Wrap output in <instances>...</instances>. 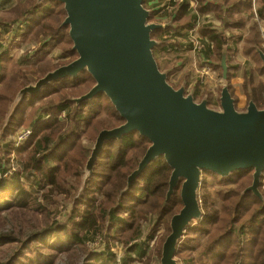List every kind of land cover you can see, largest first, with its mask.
<instances>
[{
  "label": "trees",
  "instance_id": "trees-1",
  "mask_svg": "<svg viewBox=\"0 0 264 264\" xmlns=\"http://www.w3.org/2000/svg\"><path fill=\"white\" fill-rule=\"evenodd\" d=\"M260 1L261 6L258 13L260 20H264V0ZM1 2L4 4L2 0H0ZM48 2L58 5L59 9H51L53 6H45L46 4L37 7L33 2L24 12L27 1L22 0L19 6L14 8V11L22 16L28 13L35 14L45 8L46 17L39 22L31 21L30 29L26 30L25 34L28 31L34 32L33 36L38 37L37 40L44 37V39L49 38V41L63 42L60 39V33L66 30V42L69 46L64 54L69 56L70 60L62 62L60 65L69 64L77 58V54L72 51L68 28L59 29L66 13L62 4L56 1ZM196 2L197 5H193L194 1L191 0H183L180 3L177 0L146 1L148 8H159L153 17L156 22L170 21L177 11L174 21L179 28L177 30L159 31L154 35V38L162 42V46L156 49L155 54L156 52L166 54V56L163 55L168 62L166 69L178 63L182 64L181 62L174 64V61H183L185 64L187 57L184 54L192 51L199 56L200 60H204V64L220 62L224 41L217 28L223 24H226L227 28L230 27L235 30L243 28L245 25L244 10L252 7V0H197ZM262 30L264 29L260 28L258 24L250 26L244 37V45L241 51L245 55L256 58L260 64V73L264 74L261 60L255 50L256 44L260 47L262 45L260 39ZM234 37L237 38L238 36L234 34ZM261 48L264 50L263 47ZM37 74L34 78H30L28 73L26 75L19 71L18 74L6 81L8 84H5L4 89L0 91V124L4 121L19 90L30 81L38 80L44 76L42 70ZM247 74L249 75V72ZM185 79L188 77H181L180 85ZM188 81L190 82L189 79ZM2 82L3 80H0L1 84H3ZM94 84L91 75L83 73L76 79L53 83L40 95L26 97L12 118L6 134L9 131H15V127L23 126L25 127L23 129H33V136L25 143V145H29L27 162L22 161L20 163L23 171L13 173L12 179L9 180L11 183H7L6 179L2 175L0 176V196L3 193L10 195L15 202L6 201L7 205L9 207L18 205L21 208H27L30 202L36 203L40 199L50 205L48 202L53 201L54 197L64 198L65 202L61 203L62 207L66 209L70 207L67 226H63L62 221H60L61 217L56 212L53 220L51 223H47L45 229L29 235L30 241L63 229L65 237L68 238L66 241L69 243L66 245L55 244L61 245L55 246L44 241L49 249L54 251L65 250L63 252H66L72 248H81V252L86 253L88 260H90L94 254V249H90L89 246L94 244L95 248L102 246L103 252L100 253L101 258L97 255L93 256L97 262L92 264H132L133 262L135 264H158L160 263L164 238L154 247H149L148 242L153 237L149 234L146 237L145 235L150 223L155 222V229H151L153 232L159 227L166 225L168 227L171 217L182 208L180 190H177L171 202L165 208L163 207L171 168L164 158H159L151 163L150 167L127 193L121 194L127 185L128 176L138 167L139 159L143 157L150 146V142L146 138L138 133H131L124 136L120 141L108 142L96 163L94 174L88 180L86 188L76 198L75 202L72 201L71 203L72 198L78 195L83 168L90 155L89 149L84 146L83 135H86L85 137L89 140H96L102 130L112 129L124 123L105 95H100L93 101L84 102L80 106L71 102L70 99L80 97L90 91ZM197 92L201 97V85H198ZM254 92L255 96L261 99L264 93L263 83L260 87L254 88ZM102 103L110 107L111 110L108 112L109 115L113 116L115 124L103 126L98 123L95 129L87 134L89 128L94 124L93 120L97 119V114L100 112L97 109ZM212 106H219L217 99L212 102ZM16 134L14 132L13 137ZM15 146V141H2L0 153H10V150H13ZM23 148L24 145L19 147V150ZM2 159L0 158V162ZM0 171L5 176L9 173V168L0 167ZM38 171L40 174L35 173ZM245 173L253 174V171L236 173L229 179H219L218 182L219 184L227 183L225 186L231 182L239 183L238 180L243 179ZM40 176H43V181L39 180ZM19 180L25 182V188L19 184ZM210 183V179H203L201 188V201L205 214L203 221L188 231L190 238L186 239L180 246L178 257L183 264H201L198 258L209 260L222 247L227 251L225 253L226 263L233 260L232 264H264V220L259 227H256L257 223L261 221V217L264 216L262 203L250 193L245 196H242L241 193L238 196L240 190H230L227 191V194L224 192L217 194L223 199L231 200V204L222 211L215 209L214 205L209 203L210 197L207 195L206 188ZM245 183L240 187H244ZM18 184L20 185L19 191L17 190L16 194H12ZM247 187L242 188L243 191ZM262 191L264 193V185ZM128 201L130 203H127ZM39 204L43 206L42 203ZM84 205L86 207H83ZM126 205L128 217L123 219L119 213ZM3 208L0 207V210ZM225 213L228 214V217H225ZM247 214L253 216L247 217L245 225L237 234V221ZM112 229L115 230V233L110 234ZM106 231L109 236L116 235L114 240L120 238L118 234L129 237L128 243L122 247L125 251L120 261H113L116 259V255L112 252L111 246L106 244ZM197 231L203 233L205 237V243L201 250L194 249L196 245L194 243L197 240L194 235ZM247 231L251 237H245ZM56 237H58L57 234H55ZM144 238L145 240L142 241ZM226 240L231 242L229 250L223 245ZM0 241L25 243L17 237L14 231L1 234ZM18 248L19 250H16L15 254L18 251L21 253L22 247L19 245ZM197 253H200V256ZM41 256L46 257L47 260L50 258L48 255ZM16 257L18 256L13 255L14 259H0V264H13L12 262L15 261Z\"/></svg>",
  "mask_w": 264,
  "mask_h": 264
},
{
  "label": "water",
  "instance_id": "water-1",
  "mask_svg": "<svg viewBox=\"0 0 264 264\" xmlns=\"http://www.w3.org/2000/svg\"><path fill=\"white\" fill-rule=\"evenodd\" d=\"M63 5L66 17L59 29L68 28L77 58L47 72L19 90L0 124V142L26 97L40 95L53 83L89 73L95 84L86 94L70 99L76 106L105 95L124 123L104 129L91 146L83 168L78 196L93 176L105 145L138 133L150 142L138 167L128 176L121 194L127 193L151 163L164 158L171 168L163 207L180 190L182 208L169 220L170 233L163 242L159 264H183L179 248L189 230L201 223L204 210L201 188L204 174L229 179L236 173L253 171L252 182L243 192L252 194L264 209V93L257 102L254 88L242 109L231 90L230 45L226 24L218 27L224 41L220 62L222 88L212 106L208 93L199 98L197 87L185 79L179 87L170 79L182 65L161 69L156 49L162 42L155 33L177 30L176 13L167 22L154 21L159 8H148L147 0H37ZM264 69V50L255 45Z\"/></svg>",
  "mask_w": 264,
  "mask_h": 264
},
{
  "label": "rangeland",
  "instance_id": "rangeland-1",
  "mask_svg": "<svg viewBox=\"0 0 264 264\" xmlns=\"http://www.w3.org/2000/svg\"><path fill=\"white\" fill-rule=\"evenodd\" d=\"M2 1L4 4H2V2L0 3V41H1V44H0V80H3L2 82L3 84L0 83V91H2L4 87L8 84L6 83V81H8L13 75L18 74L19 71H22L26 75L28 73V76L30 78H34L37 72L42 70V72L45 75L47 72L52 71L62 66L60 65V63L67 62L68 60H70V57L64 54L66 53L65 50L69 46V44L66 42L67 40L66 30H63L60 33V39L63 42H58L57 40L49 41V38L44 39V37H41L39 40H37L38 37L33 36L34 32L28 31L25 34L26 30L30 29L31 21L39 22L41 19H44L46 17L45 8H43L44 10L42 11L41 10L37 11L35 14L28 13V14L20 16L17 11H14V8H17L19 4L22 2V0H2ZM25 1H27V6H24V12L27 10V7L31 5L33 2H35V5L37 3V0H25ZM182 1L183 0H177L178 3ZM191 1H194V4L197 5V2H196L197 0H191ZM258 1L260 5L259 7H257V10L261 6V1L260 0ZM45 4L43 5L45 6L52 5L53 8L51 9H59V7H57L58 5L56 4L53 5V3L50 4L49 2H46ZM252 11L253 10H251L250 14H252ZM249 16L250 15H247L246 18L248 19ZM262 23H261L260 28L264 29V26ZM240 31L241 29L235 30L230 27L227 28L226 33L231 38V40L229 38L230 43L235 44V45L237 44L236 37H234V33H237L238 35H240ZM244 37L245 36L239 39L244 40ZM260 39H261V44H262L261 47L264 48V30H262ZM241 47H243L242 43H241ZM240 49L242 50V48ZM163 55L166 56V54L163 52L162 53L156 52V57L158 59L160 68L166 69L168 62ZM248 56L253 61L252 62L253 71L260 76H264V74L260 73V70H259L260 64L258 60L256 58H253L250 55ZM177 62H181L182 67L183 66L184 67L182 70H179L172 75L170 82L174 86L179 87L182 76L188 77L190 81H191V78L189 76L188 70L185 67L184 62L174 61V64ZM208 65L213 66L210 63H208ZM219 70L221 71V69ZM35 81L37 80H32L30 82H35ZM256 99L259 104H263V101L261 100L262 98L260 99L259 97H256ZM241 104H240V107H243V104L242 105ZM101 105H99L97 109V111H100L97 114V119L93 120L94 124L89 128L87 134L93 131L98 123H100L103 126H110V125L115 124V120L113 116L109 115V112H108L109 110H111L110 107L105 105L104 103H102ZM23 128L25 127L23 126L19 128L15 127V131L13 132L9 131L7 134V137L3 138L2 141H6V142L15 141V137H13L14 132L19 133L21 132ZM33 134H34V131H33ZM85 136L86 135H83L84 146L87 147V149H90L91 146L94 144L95 140L93 139L89 140ZM23 145H24V148L22 150H19V147H22ZM23 145L22 144L17 145L13 150H10V153L8 152L0 153V158H3L2 161L0 162V167L11 169V172L5 176L0 171V176L2 175V177L6 179L7 183H11V181L9 180L12 179L13 173H17V172L19 173L23 171V168L20 163H22V161L24 163L27 162V158L29 154V145H25V143ZM35 173L40 174L39 171ZM204 178L210 179V182H211L210 185L206 188L207 195H209L210 197L209 203L214 205L215 209H218L221 211L225 210L228 207V205L231 204V200L223 199L220 195L217 194L218 192H224L225 194H227V191H230V190H234V191L240 190L238 194V196H240L243 189L247 187L248 185H250V183L252 182V174H249V173L243 174V179L238 180L240 184L236 182H231L227 186H225V184L227 183L219 184L218 181L220 178L218 176H214L212 174H204L203 179ZM39 180L43 181V176H40ZM243 183H245V186L242 187L243 188L242 189L240 185H242ZM19 184H21V186L25 188V182L23 180H19ZM19 184L18 186H15L12 194H16L17 190L19 191V188H20ZM53 199H54L53 201L48 202L50 205L46 204L45 201L40 199V201L36 203L30 202V205L27 208H21L18 205H12L11 207H9L6 201H9V203L11 202L14 203L15 200H13L8 194H5V193L1 194L0 207H4V208L3 210H0V235L4 233H8L10 231H14L17 237L20 240L25 241V243H19V242L9 243V242L0 241V259H3V260L10 259V258L14 259L13 255L14 256L17 255L18 257H16L15 261L12 262L13 264L50 263L49 261L52 262L50 264H92L94 262H97L96 258L93 257L94 255H97L99 258L102 257L100 254L103 252L102 246H100L99 248H95L94 244L89 246L90 249H94L93 250L94 254H92V258L90 260H88V257H87L88 255L86 253L81 252V248H75V249L72 248V250L66 251V252H63L65 250L54 251V250L49 249L46 246V243L44 241L50 244H53V245L55 244L66 245L69 243L68 241H66V239L68 238L65 237V233L63 229L59 230L58 232H51V233H48L47 235L45 234L44 237L36 238L33 241L29 240L28 238L29 235H31L32 233L41 231L42 229H45L47 223H51V221L53 220L54 214H56V212L59 213V217H61L60 221H62L63 226H67L66 223L68 221L67 218L70 216V212H69L70 207H68V209L62 207L61 203L65 202L64 198L62 197H54ZM75 200H76V197H73L71 200V203L72 201L74 203ZM39 203H42L43 206H41V204ZM127 203H130V202L128 201ZM83 207H86V206L84 205ZM127 210H128V207L126 205L125 208H123L120 211L119 216L122 217L123 219H127L128 217ZM224 215L225 217H228V214L225 213ZM248 216L252 217L253 215L247 214L246 216H243L241 219L237 221V225H238L237 230H236L237 234L241 231V229L245 225L244 223H246ZM261 218H262L261 221L257 223L256 227H259L261 223L263 222L264 216ZM56 220L58 219L56 218ZM225 221H227V219H225ZM248 223L250 224V222ZM155 227H156L155 222L150 223L148 225V231L146 232L145 237L147 236V234L152 235L153 237L148 242L149 247H154L156 243H159L163 238L165 240L167 235L170 233L169 222H168V227L167 225L164 227H159L157 230H155V232H153L152 230L155 229ZM113 233H115V230L113 229L110 230V234H113ZM188 233L186 234L184 241L190 238V235H188ZM55 234H57L58 237L55 238ZM118 236L121 239L117 238L116 240H114L116 235L114 234V235L109 236V233L106 231V244L111 246L112 252L116 255V259L113 261L121 260L122 254L125 251V249H122V247L126 245L129 241L128 236H122L120 234H118ZM245 237H251L249 235V231L246 232ZM194 238L197 239L196 242L194 243L196 244L194 249L201 250L203 244L205 243L204 234L199 233L197 231L194 235ZM144 240L145 238L142 241ZM163 242H162V245H163ZM230 244L231 242L229 240H226L223 243V245L228 250L230 249ZM19 245L20 247H22L21 253H19L18 251L15 254V251L19 250L18 248ZM55 246H61V245H55ZM225 253H227V251L224 248L220 247L217 250L216 254H214L209 260L208 259L202 260L201 258H198V259L201 264H232L233 260L226 263ZM197 254L198 256H200V253H197ZM41 255H48L50 258L47 260L46 257H42ZM132 264H135V262H133Z\"/></svg>",
  "mask_w": 264,
  "mask_h": 264
},
{
  "label": "crops",
  "instance_id": "crops-1",
  "mask_svg": "<svg viewBox=\"0 0 264 264\" xmlns=\"http://www.w3.org/2000/svg\"><path fill=\"white\" fill-rule=\"evenodd\" d=\"M251 8L244 10V15H245L244 22L246 24L244 25L243 28H241L240 35L234 33L235 35L238 36L237 37L238 39L236 38V41L238 40L237 44L235 45L229 42L230 49H232L230 54L231 55L230 82H231L233 94L237 99L239 97L238 106L240 107V104L241 103L243 104V107H240V109L241 108L243 109L247 105L248 89L250 87L258 88L262 85V83L264 85V76H260L253 71V65H252L253 61L250 59L248 55L242 53L240 49L243 47H241V42L239 41L240 40L239 38L245 36L249 31V27L251 26V24L248 23V19L246 18L247 15H251L250 14ZM262 22L264 26V20H262ZM184 55L187 57V62L185 63V67L188 70L189 76L192 81V82L190 81V86L195 85L198 89V85H201L202 96L205 93H208L211 97L212 102L215 101L218 98L222 88V75H221L222 72L219 70V68H217L214 65L210 66L208 64H204V60H200L199 56H197V54L194 51L188 52ZM248 63L249 65H247ZM248 72L249 75L247 74ZM7 134L5 135L4 138L7 137Z\"/></svg>",
  "mask_w": 264,
  "mask_h": 264
},
{
  "label": "built area",
  "instance_id": "built-area-1",
  "mask_svg": "<svg viewBox=\"0 0 264 264\" xmlns=\"http://www.w3.org/2000/svg\"><path fill=\"white\" fill-rule=\"evenodd\" d=\"M258 2H259L258 0H252V8H251V10H253V11H252V14L250 15V17L248 18V23L251 24V25L258 24L261 27L262 21L260 20L259 13H258V10H257V7H259ZM194 39L196 41V38H194ZM239 41L244 44V41H241V40H239ZM195 49H196V47H195ZM32 135H33V130L32 129H23V130H21V132L17 133L16 136H15V145L16 146L20 145V144L23 145L24 143H26L31 138ZM10 172H11V169L9 168V173ZM9 173H7V174H9ZM7 174H5V175H7Z\"/></svg>",
  "mask_w": 264,
  "mask_h": 264
}]
</instances>
